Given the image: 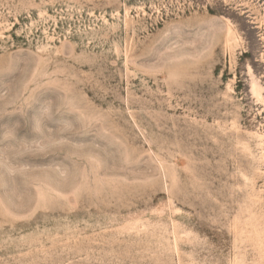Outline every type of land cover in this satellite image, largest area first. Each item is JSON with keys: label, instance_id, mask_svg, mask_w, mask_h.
Returning <instances> with one entry per match:
<instances>
[{"label": "rangeland", "instance_id": "374dc122", "mask_svg": "<svg viewBox=\"0 0 264 264\" xmlns=\"http://www.w3.org/2000/svg\"><path fill=\"white\" fill-rule=\"evenodd\" d=\"M0 264H264V0H0Z\"/></svg>", "mask_w": 264, "mask_h": 264}]
</instances>
